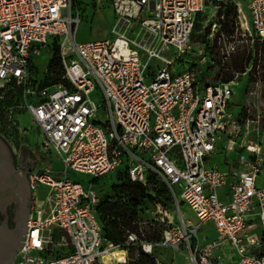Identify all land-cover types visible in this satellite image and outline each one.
I'll return each mask as SVG.
<instances>
[{"label":"built area","instance_id":"obj_1","mask_svg":"<svg viewBox=\"0 0 264 264\" xmlns=\"http://www.w3.org/2000/svg\"><path fill=\"white\" fill-rule=\"evenodd\" d=\"M221 2L110 0L112 36L78 42V0H0V88H22L15 106L30 114L44 148L63 165L29 172L30 215L12 264L116 261L103 259L116 246L102 236L96 207L99 179L119 170L143 185L153 174L180 214L182 203L194 213L197 225L181 217L185 233L197 238L186 246L192 264H264V135L249 138V120L229 110L231 82L202 84L173 67L190 48L196 15ZM237 12L242 33L264 38V0H247V11L237 5ZM53 37L66 82L40 87L31 82L29 59ZM222 135L228 151H239L227 171L207 164ZM208 221L216 235L200 241L198 229ZM169 235L163 230L156 244L166 245ZM136 238L129 233L126 244ZM145 245L152 244H142L150 252ZM226 248L233 262L223 259Z\"/></svg>","mask_w":264,"mask_h":264},{"label":"rangeland","instance_id":"obj_2","mask_svg":"<svg viewBox=\"0 0 264 264\" xmlns=\"http://www.w3.org/2000/svg\"><path fill=\"white\" fill-rule=\"evenodd\" d=\"M224 1L228 7H235L236 17L233 16L231 9L228 16L225 14L226 9L220 13L219 8L199 13L195 18L190 37V48L181 55L178 63L173 67L181 71H192L198 82L202 84L231 82L229 110L240 120H249V138L261 139L264 135V38L244 34L238 28L236 3L242 2L241 7L244 11V0ZM78 6L81 16L75 34L76 41L85 42L112 36L111 29L115 18L110 0H78ZM52 41L60 47L59 38L49 39L48 45L40 49L39 54L32 58V79H39L45 74L47 62L51 56L49 43ZM172 55L171 51L167 53L168 57ZM4 94L5 92L0 93L1 96ZM12 95L11 92L5 95L4 99H11V101L3 102L0 106V135L14 148L15 153L23 150L35 155L37 158L35 170L46 166H51L55 170L63 168L62 163L52 151L44 148L43 138L33 124L30 114L15 106ZM93 99L100 101L97 96ZM240 111L242 114L239 115ZM13 119L16 125L11 123ZM17 126L20 129L16 128ZM254 127H258L257 132L252 130ZM218 143L216 153L209 158L207 164L219 170H230L238 158L239 151H228L224 147L226 143L224 135L219 138ZM70 176L85 183L91 179L89 175L74 172H70ZM113 176L111 172L98 181L104 193L103 199L107 197L114 199V193L110 192L111 187H109L114 182ZM258 183L264 184V172L260 175ZM155 184L164 195L161 200L159 198L154 200L160 201V204L157 203L159 207L151 201L149 212L142 215L145 223L139 230L140 236L137 235L139 238H136L132 245L113 243L116 246L115 250H123L124 261L113 260L112 264H133V261L139 258L138 246L143 250L142 244L153 243L159 233L162 237L163 230L170 233V240L166 245L153 244L151 253L156 259V264H192L187 258L186 246L188 240L192 244L197 238H189L188 231L185 233L181 217L184 215V219L189 218L193 225H197L199 221L184 203L181 204L183 214H180L169 189L158 180ZM37 191L40 192V189ZM214 234L215 230L211 221L202 224L198 229L200 241L206 237L211 238Z\"/></svg>","mask_w":264,"mask_h":264},{"label":"trees","instance_id":"obj_3","mask_svg":"<svg viewBox=\"0 0 264 264\" xmlns=\"http://www.w3.org/2000/svg\"><path fill=\"white\" fill-rule=\"evenodd\" d=\"M229 7L226 2H221L218 8L220 9V13L223 9H226V16L229 15L228 12L231 9L233 16L236 17L235 7ZM50 39L56 40V37ZM49 48L51 50V56L48 59L47 66L45 68V74L41 75L39 79H32L31 67L33 56H31L29 59V73L31 82L32 84H38L40 87L66 82L62 78V65L60 60L59 45L52 41L49 43ZM1 92H5V94L3 96L0 95V106L3 105V102L11 101V99H4L5 95H8L10 92L13 94L12 101L14 104H16L21 96L22 88L16 85L14 82H10L4 87L0 88V93ZM240 114H242V111L239 112V115ZM113 175L114 182L109 185V187H111L110 192L113 191L114 193V199H111L110 197L103 199L104 193L102 191L101 184H99L98 187L100 200L96 207V214L101 224L102 236L112 243L126 244L127 235L129 233H134L137 239L139 238V230L141 229V225L145 223V221L142 219V215L144 214L143 210L145 208L150 209L151 201L156 204H160V201L154 200L157 198L161 200L164 196L161 191H159L160 189H157L155 181H160L166 188L167 186L153 174L148 175L149 182L146 185L131 181L124 170H119ZM95 182L97 181L95 180ZM164 198L166 199V197ZM161 239L162 237H160L159 233L158 237H155V240L153 239L154 242L151 243L152 246L153 244L161 241ZM133 243H129L128 245H132ZM138 248L139 258L136 261H133V264H156V259L151 252L143 251L140 246H138Z\"/></svg>","mask_w":264,"mask_h":264},{"label":"water","instance_id":"obj_4","mask_svg":"<svg viewBox=\"0 0 264 264\" xmlns=\"http://www.w3.org/2000/svg\"><path fill=\"white\" fill-rule=\"evenodd\" d=\"M29 199L28 173L15 168L12 152L0 135V264H12L20 251Z\"/></svg>","mask_w":264,"mask_h":264},{"label":"flooded vegetation","instance_id":"obj_5","mask_svg":"<svg viewBox=\"0 0 264 264\" xmlns=\"http://www.w3.org/2000/svg\"><path fill=\"white\" fill-rule=\"evenodd\" d=\"M7 144L12 152L15 168L22 171H26L29 174V172L34 169V165L37 161L35 155L29 152H24L23 150H20L19 153H15V150L12 148V146L8 142ZM30 197H31V189H30ZM28 208H29V202H28Z\"/></svg>","mask_w":264,"mask_h":264},{"label":"crops","instance_id":"obj_6","mask_svg":"<svg viewBox=\"0 0 264 264\" xmlns=\"http://www.w3.org/2000/svg\"><path fill=\"white\" fill-rule=\"evenodd\" d=\"M237 1V0H236ZM243 3H244V5H245V9H244V11H247V0H244L243 1ZM237 5H239L240 7H241V4H242V2H237L236 3ZM242 8V7H241ZM235 164V163H234ZM233 164V165H234ZM219 193L220 194H224V193H226V189H220V191H219ZM254 217H256V215H254V214H249L248 215V219L249 218H254ZM213 225V224H212ZM213 227H214V225H213ZM214 230H215V227H214ZM216 235V230H215V234L211 237V238H213L214 236ZM210 237H206L204 240H209V239H211ZM204 240H202V241H204ZM224 261H226V262H233L234 260H236V257H235V255H234V253L231 251V249H229V248H226L225 250H224Z\"/></svg>","mask_w":264,"mask_h":264},{"label":"bare ground","instance_id":"obj_7","mask_svg":"<svg viewBox=\"0 0 264 264\" xmlns=\"http://www.w3.org/2000/svg\"><path fill=\"white\" fill-rule=\"evenodd\" d=\"M145 249L147 251H150L152 250V247H150L149 245H145ZM124 252L121 250H110L109 253H106L104 256H103V259L105 260H108V259H115L116 261H124V256H123Z\"/></svg>","mask_w":264,"mask_h":264}]
</instances>
